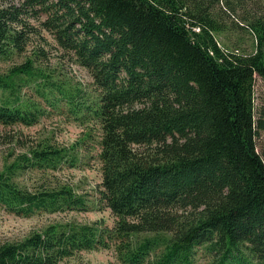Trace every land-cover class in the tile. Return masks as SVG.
<instances>
[{"label": "trees", "instance_id": "16d2710c", "mask_svg": "<svg viewBox=\"0 0 264 264\" xmlns=\"http://www.w3.org/2000/svg\"><path fill=\"white\" fill-rule=\"evenodd\" d=\"M221 0H20L0 5V58L23 49L38 20L56 43L88 69L99 96L85 103L32 58L0 71V123H34L43 107L22 101L20 87L50 106L93 112L102 127L99 199L117 216L111 228L49 223L0 241V264H66L77 250L109 237L147 231L121 253L129 264H264V163L254 137L253 74L264 79V14L250 21L255 46H222ZM229 0H225L228 5ZM41 17V18H40ZM151 150L144 158L134 149ZM61 148L35 144L0 171V206L19 215L81 208L69 185L28 188L20 168L51 167ZM152 154V155H151Z\"/></svg>", "mask_w": 264, "mask_h": 264}, {"label": "rangeland", "instance_id": "374dc122", "mask_svg": "<svg viewBox=\"0 0 264 264\" xmlns=\"http://www.w3.org/2000/svg\"><path fill=\"white\" fill-rule=\"evenodd\" d=\"M19 1L0 0V5ZM217 4V18L221 22V28L215 33L218 42L235 52L252 51L256 32L250 21H254L255 16L259 18L264 14V0H229L228 5L225 0H221ZM25 19L35 29L29 34L23 49L13 50L10 57L0 58V71H5L30 57L33 63L48 72L57 84L80 90L83 101L93 104L98 99L99 88L93 83L88 69L77 63L71 51L60 47L51 32L38 25L39 19ZM29 85L20 87L22 101L31 96L43 110L31 124L18 121L0 123V171L7 170L9 165L21 159L23 154L29 155V149L35 144L61 148V159L53 166H43V169L20 168L14 171L12 178L28 188H33L41 182L43 187L69 185L76 194L83 196L86 206L84 209L64 207L54 211L35 210L27 215L15 214L0 206V241L20 238L49 223L98 221L101 225L111 228L115 225L117 216L99 199L103 165L100 157L103 131L99 119L86 109L71 113L62 102L50 106L45 99L35 96L33 87ZM252 88L253 117L261 115L264 118V79L253 74ZM254 142L255 149L264 163V128L258 129ZM134 149L140 156L150 158L149 147L141 144ZM147 235H150V232L141 230L129 232L127 236L109 237L105 241L106 245L77 250L66 259V264H129L121 256L124 247ZM211 258L212 254L198 248L195 263L207 264Z\"/></svg>", "mask_w": 264, "mask_h": 264}]
</instances>
